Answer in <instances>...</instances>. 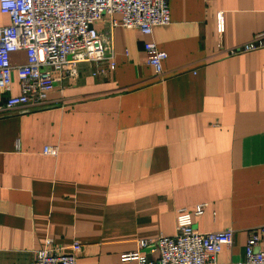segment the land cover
<instances>
[{
	"label": "crops",
	"instance_id": "1",
	"mask_svg": "<svg viewBox=\"0 0 264 264\" xmlns=\"http://www.w3.org/2000/svg\"><path fill=\"white\" fill-rule=\"evenodd\" d=\"M263 14L264 0H169V26L111 31L113 70L81 63L42 106L0 109V264H30L46 239L79 243L76 264H133L120 256L174 236L178 210L198 205L197 232L234 233L216 264H243L248 231L264 226V48L227 50ZM144 42L167 54L160 77ZM18 93L14 76L0 106Z\"/></svg>",
	"mask_w": 264,
	"mask_h": 264
},
{
	"label": "built area",
	"instance_id": "2",
	"mask_svg": "<svg viewBox=\"0 0 264 264\" xmlns=\"http://www.w3.org/2000/svg\"><path fill=\"white\" fill-rule=\"evenodd\" d=\"M0 13L9 19L6 27H0V91H9L14 76L19 90L1 104L0 109L6 111L42 106L54 91L55 75L74 79L81 63L108 61L109 69L113 70L110 38L113 29H135L150 36L155 27L171 24L169 0H0ZM216 19L217 32L221 34L223 18L218 14ZM102 24L106 29L98 28ZM260 48H264V25L252 40L227 50V55ZM143 51L147 55L146 64L160 77L167 54L153 42H144ZM18 52L24 53L26 61L23 65H12L10 56ZM43 153L57 156V149L46 147ZM204 207L198 205L192 213L178 210L174 236L138 240L136 251L120 256V262L216 264L217 255L232 243L234 233L231 229L197 232L192 216H200ZM248 233L243 264H264V226ZM80 249L81 245L74 243L63 251L46 239L30 264H76ZM145 250L157 258L149 259L143 254Z\"/></svg>",
	"mask_w": 264,
	"mask_h": 264
},
{
	"label": "water",
	"instance_id": "3",
	"mask_svg": "<svg viewBox=\"0 0 264 264\" xmlns=\"http://www.w3.org/2000/svg\"><path fill=\"white\" fill-rule=\"evenodd\" d=\"M155 258H157V256Z\"/></svg>",
	"mask_w": 264,
	"mask_h": 264
}]
</instances>
